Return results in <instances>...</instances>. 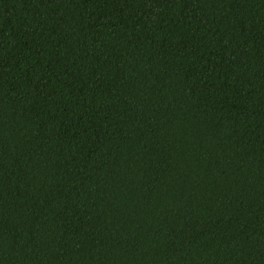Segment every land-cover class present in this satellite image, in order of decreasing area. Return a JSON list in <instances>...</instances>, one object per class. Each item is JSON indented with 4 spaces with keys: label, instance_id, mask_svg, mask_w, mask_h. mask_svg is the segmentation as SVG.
Instances as JSON below:
<instances>
[{
    "label": "trees",
    "instance_id": "16d2710c",
    "mask_svg": "<svg viewBox=\"0 0 264 264\" xmlns=\"http://www.w3.org/2000/svg\"><path fill=\"white\" fill-rule=\"evenodd\" d=\"M0 264H264V0H0Z\"/></svg>",
    "mask_w": 264,
    "mask_h": 264
}]
</instances>
